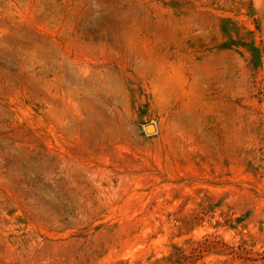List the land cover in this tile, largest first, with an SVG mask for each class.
<instances>
[{"label":"rangeland","instance_id":"1","mask_svg":"<svg viewBox=\"0 0 264 264\" xmlns=\"http://www.w3.org/2000/svg\"><path fill=\"white\" fill-rule=\"evenodd\" d=\"M0 264H264V0H0Z\"/></svg>","mask_w":264,"mask_h":264},{"label":"bare ground","instance_id":"2","mask_svg":"<svg viewBox=\"0 0 264 264\" xmlns=\"http://www.w3.org/2000/svg\"><path fill=\"white\" fill-rule=\"evenodd\" d=\"M151 130H153V127H149L148 131H151Z\"/></svg>","mask_w":264,"mask_h":264},{"label":"water","instance_id":"3","mask_svg":"<svg viewBox=\"0 0 264 264\" xmlns=\"http://www.w3.org/2000/svg\"><path fill=\"white\" fill-rule=\"evenodd\" d=\"M149 127H151V125L150 126H147V128H146L147 131H148Z\"/></svg>","mask_w":264,"mask_h":264}]
</instances>
